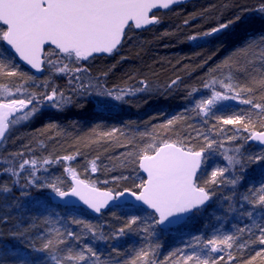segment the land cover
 I'll list each match as a JSON object with an SVG mask.
<instances>
[{
	"label": "snow or ice",
	"instance_id": "obj_1",
	"mask_svg": "<svg viewBox=\"0 0 264 264\" xmlns=\"http://www.w3.org/2000/svg\"><path fill=\"white\" fill-rule=\"evenodd\" d=\"M181 3L0 0V264H264V0H227L219 16L209 5L160 33L191 28L185 39L194 47L233 48L194 84L177 74L160 86L134 69L112 82L117 64L93 71L94 61L126 48L139 57V36L164 27ZM197 19L213 23L193 26ZM216 51L197 53L196 67ZM181 85L189 107L164 123L138 135L126 131L134 122L105 123L138 97ZM73 109L80 120L67 127L97 123L73 138L75 154L48 152L47 133L63 134L59 117ZM9 140L20 146L8 151ZM97 144L127 149L119 169L98 155L82 172L71 166ZM165 238L180 246L160 259Z\"/></svg>",
	"mask_w": 264,
	"mask_h": 264
},
{
	"label": "trees",
	"instance_id": "obj_2",
	"mask_svg": "<svg viewBox=\"0 0 264 264\" xmlns=\"http://www.w3.org/2000/svg\"><path fill=\"white\" fill-rule=\"evenodd\" d=\"M252 2V0H249ZM227 0H193L187 4L177 6L173 9V12L168 13V21L159 29H153L148 32H144L139 36V40L143 42L142 49L140 50L139 57L135 56L136 49L129 51L128 48L121 51L119 55L115 57H101L93 62V71L106 70L112 64H117V67L110 74L112 82H119L121 78H125V74H131V70H138L140 73L146 74L151 80L157 85L163 86L170 79L174 78L175 75H181L182 79L186 84H194L201 78L209 67L214 66L225 56H227L233 48L227 49L221 48L216 51L213 45H204L202 47H194L191 42L185 39V35L191 34V28H185L177 32L175 36L163 37L160 35L165 29L172 31L175 26L181 23L183 18H186L189 13L199 11L203 8L209 7V5H216L215 15L219 16L221 11L227 14L226 10L221 9V5L226 4ZM179 13L180 15H176ZM213 21H201L197 19L193 26H206ZM216 51V55L208 65L199 68L197 65L202 63L201 58L197 57V53L201 54L202 57H206L211 54V51ZM120 56L129 57L126 61H120ZM179 61V62H178ZM189 65L188 71L184 70V65ZM58 84H64V80H57ZM181 89L175 90L171 93L154 94L151 97L142 96L138 97L137 100L133 101L131 105H125L124 108L118 113H114L106 117L105 123L108 126L122 127L125 122H134L130 129H126L127 132L132 135H138L139 132L150 130L152 125H160L167 119L182 112L185 108L189 107L188 102L184 99L186 93ZM147 101V103H145ZM234 108L240 107L236 102H230ZM77 110L73 109L65 116L59 117L58 122L64 127V133L58 134L55 132L47 133V136H51L52 139L46 140L47 151L54 152L61 156L66 154H75L76 147L74 137L76 135H82L87 133L89 128L97 121L90 123L81 120V125L77 128L67 127L70 121L80 120V116L77 114ZM191 119L188 123L192 124L194 128L200 127V121L195 117L194 114H190ZM44 123L47 121L33 122L30 125L20 127L13 134V140L16 137L24 136L25 134H35L37 130L43 129ZM231 128L232 126H226ZM186 131H191L187 129ZM195 135V133H192ZM13 140L8 142V151L16 150L20 145L13 144ZM26 142V141H25ZM125 143V141H121ZM4 149L0 147V152ZM258 150V148L256 149ZM82 155L78 156L74 161L69 162L71 166L76 167L79 171H83L88 166L89 162L97 155L101 157L102 165H106L111 169L114 165L117 169L120 168L118 161H121L123 157L121 153L127 152V149L117 147L114 144H97L91 148H81ZM63 170V166L55 165L51 169L52 175H60ZM93 177L99 176L102 180L105 178L103 174H92ZM0 179H3L0 177ZM217 211L216 205H210L206 211L205 216L210 218V214ZM107 215V214H106ZM103 223L102 220L97 221ZM204 221L201 220L199 223L193 226L192 231L195 233L197 230L203 229ZM163 248L161 250L160 259H163L164 255H167L175 247L180 245L176 238H165L161 241ZM103 247V245H99ZM226 255V254H225Z\"/></svg>",
	"mask_w": 264,
	"mask_h": 264
},
{
	"label": "water",
	"instance_id": "obj_3",
	"mask_svg": "<svg viewBox=\"0 0 264 264\" xmlns=\"http://www.w3.org/2000/svg\"><path fill=\"white\" fill-rule=\"evenodd\" d=\"M191 1H193V0H182V3L180 5L187 4V3L191 2Z\"/></svg>",
	"mask_w": 264,
	"mask_h": 264
}]
</instances>
